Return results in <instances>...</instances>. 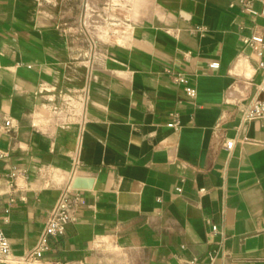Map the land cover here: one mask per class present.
<instances>
[{
	"label": "crops",
	"instance_id": "0c3cea01",
	"mask_svg": "<svg viewBox=\"0 0 264 264\" xmlns=\"http://www.w3.org/2000/svg\"><path fill=\"white\" fill-rule=\"evenodd\" d=\"M251 37L264 57L261 0H0V264H22L76 176L90 184L37 264H264Z\"/></svg>",
	"mask_w": 264,
	"mask_h": 264
},
{
	"label": "built area",
	"instance_id": "2783aa9c",
	"mask_svg": "<svg viewBox=\"0 0 264 264\" xmlns=\"http://www.w3.org/2000/svg\"><path fill=\"white\" fill-rule=\"evenodd\" d=\"M240 5L244 8H248L251 0H238ZM264 3V0H261ZM255 53L259 57L258 66L262 69L263 74L261 80L255 84L254 94L243 110L242 118L243 120H255L264 119V57L263 48L259 44V40L256 37H251L248 41ZM210 68L217 67L216 63H209ZM166 72L170 74L171 80L174 83L182 84L184 93L190 102H193L196 98L197 91L194 85L190 84L187 77L177 71H172L167 69ZM176 125V122L174 123ZM0 129L4 132L10 131V120L6 119L3 122L0 118ZM234 144L233 139H228L225 141L224 145L227 149H231ZM6 152L0 148V157H4ZM76 171L75 168L72 169V174ZM11 192L21 191L24 192L28 188L25 182L29 177V173L24 168H17L12 170L9 174ZM18 179H22V183L18 182ZM21 199H24V194L21 195ZM81 200L80 194L68 183L61 195L57 198L54 205L48 211L45 221L43 223L42 229L38 235V239L31 249L27 257L22 260V264H37L38 260L50 249V239L52 237L61 236L66 231L67 224L74 219L73 209L74 206ZM212 231H219L218 225L216 223L211 226ZM11 253L10 243L0 229V262L5 261L9 258ZM187 264H214L213 256L210 257L208 262H201L196 257L186 260ZM179 264V263H177Z\"/></svg>",
	"mask_w": 264,
	"mask_h": 264
},
{
	"label": "water",
	"instance_id": "95a60500",
	"mask_svg": "<svg viewBox=\"0 0 264 264\" xmlns=\"http://www.w3.org/2000/svg\"><path fill=\"white\" fill-rule=\"evenodd\" d=\"M88 184H90V180L76 176L74 177L71 186L73 188H83L88 186Z\"/></svg>",
	"mask_w": 264,
	"mask_h": 264
}]
</instances>
